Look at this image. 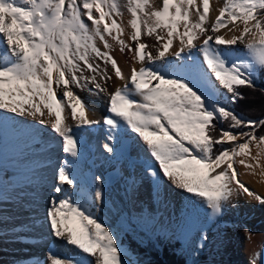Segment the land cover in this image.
Instances as JSON below:
<instances>
[{
  "label": "snow or ice",
  "instance_id": "1",
  "mask_svg": "<svg viewBox=\"0 0 264 264\" xmlns=\"http://www.w3.org/2000/svg\"><path fill=\"white\" fill-rule=\"evenodd\" d=\"M219 4L213 20L210 0H126L125 24L119 0H0V110L50 128L66 154L55 170L47 219L52 235L78 251H49L50 264H93L90 257L95 264H128L116 234L76 198L83 147L77 133L101 124L106 153L115 155L113 141L122 135L136 134L156 186L166 180L192 194L209 216L240 197L264 205L237 167L264 178V118L245 119L228 107L246 98L242 88L257 91L264 0ZM221 29L239 34L225 38ZM115 46L132 53L128 73L111 54ZM114 80L122 83L110 90ZM76 89L104 98L108 115L97 116ZM95 180L102 184V177ZM92 204L104 205L100 187ZM245 234L251 242L253 234L247 228ZM249 264H264V252H254Z\"/></svg>",
  "mask_w": 264,
  "mask_h": 264
},
{
  "label": "bare ground",
  "instance_id": "2",
  "mask_svg": "<svg viewBox=\"0 0 264 264\" xmlns=\"http://www.w3.org/2000/svg\"><path fill=\"white\" fill-rule=\"evenodd\" d=\"M159 2L160 0H154L156 4H159ZM197 2H199V0H197ZM219 6V0H210V16L213 20L218 13L212 9L218 8ZM128 19L129 14L126 11L123 15L125 24ZM229 27L231 28L232 25L229 24ZM126 31H130V29ZM219 34L224 35L225 38H231L233 34L238 35L239 33L235 29L233 31L221 29ZM124 38L127 39L126 36ZM142 40L149 45L154 43L153 37H142ZM129 43L131 42L129 41ZM174 43L176 46H179L178 42ZM235 47L238 48L241 53L243 52V45L238 44ZM111 54L117 59L122 70L128 73L133 64L132 53H121L119 47L115 46ZM136 66L138 67V65ZM108 67L110 68L111 66L109 65ZM120 83L122 82L115 80L110 82V90L116 84ZM75 91L84 101L88 102L90 107L96 110L97 116L107 114L104 113L106 105L104 98L93 96L87 90L76 89ZM2 111L3 110H1V112ZM25 119L30 118L21 117V120L24 121ZM40 132L41 130H35V132H31L28 135L20 133L18 134V138L14 141L10 138L11 143L9 144L7 160L13 158L16 159L17 163H21V160L24 162L22 164H14V170L18 171L13 181L14 187L10 189L4 185L6 189L0 194V208H2L0 210V255L9 258L12 264L17 260L21 261L27 257H29L25 259L27 264H30V262L31 264H36L37 261H39L40 264H50L48 258L49 252H47V254L40 253L41 244H44L43 242H49V251L60 255L75 256L78 251L74 246H69L65 242L55 238L51 233L48 220L46 221L47 215L44 213L46 208L44 201H46L49 192L52 193L55 182V169L58 168L66 154L60 150L59 142H55V139H53L52 142H46L48 138L44 140L45 142H41L43 143L42 145L40 144L39 150H41L42 153L41 151L36 152V154L28 153L35 149L32 148L34 145L33 141ZM80 132L81 133H77V135L83 147L77 165L79 188L76 198H83L84 200L87 196L85 199V206L90 208L88 202L92 194H89V192L97 183L95 177H102V192L111 196L114 206L115 203L119 202L122 196H124V199H127V194L130 193V191L134 190L137 192V197L130 200V203L133 204V209L131 208V210H133L136 222H142V216L140 214L136 215L137 209L142 211L145 215L149 214L150 204H148V198L154 199L161 196L163 193V185L166 183L168 184L165 180L157 187L151 177L146 174L145 161L151 159L150 154L146 150V146L139 140L136 134L129 133L128 135L131 137L129 147L124 149V147L120 146L118 143L119 139L118 141H113L116 147V153L112 155L106 153L104 148L100 147V143L103 145L107 142L105 126L101 124L100 126H95ZM48 134L50 133L45 132L44 136ZM99 138L101 142L98 141ZM50 143L56 146H50ZM92 148L97 150L94 170L87 164L89 150ZM255 151L256 149L253 146L252 152L255 153ZM51 160L54 162L52 169L49 168L46 170L44 168V170H40L38 168L42 163L45 164ZM35 161L36 165L34 166L32 163ZM136 166L137 169L133 172V167L136 168ZM237 167L241 173L239 178L245 182V185L249 187L250 190L264 196V178L259 175L248 173L243 166L237 165ZM106 171L110 172L109 177L114 181L112 185H109L107 182L108 176L104 174ZM9 176L12 177L11 175ZM132 176L134 177L131 178ZM140 187L142 190L146 191L145 195L142 194L143 191ZM173 188L176 189V194L179 199L176 198L172 200L173 202L171 205L168 204L163 206V215L158 219V227L161 230L169 228L174 232H182L185 238L199 240L203 244L205 240H201L202 234H210L212 236L210 242L211 246L218 250L221 264H249V258L254 252H264V249L260 247L262 242H264V205L255 200L240 197L234 201L235 206H229L221 215L209 216L207 207L201 204L198 199L194 198L192 194L186 193L175 186H173ZM23 194H25L26 198L19 197V195L24 196ZM12 196L14 199H11L10 202H6V199ZM39 196L42 197L44 200L43 202L38 199ZM137 205H139V207H137ZM25 209L31 210L34 214L40 212V220H31L30 217L27 216L28 213L24 212ZM103 211H105L106 214V209H103ZM228 217L234 218V220L237 218L242 219V225L236 222L232 225V223L224 221V218ZM245 228L253 234L251 242L246 238ZM8 230L12 231L9 232ZM15 234L20 235L23 240L15 244L9 243V239L16 240V236L13 237ZM24 240H28V243H25ZM7 258H5L4 264H10ZM130 258V254L127 252L125 259L128 261V264L131 263Z\"/></svg>",
  "mask_w": 264,
  "mask_h": 264
},
{
  "label": "rangeland",
  "instance_id": "3",
  "mask_svg": "<svg viewBox=\"0 0 264 264\" xmlns=\"http://www.w3.org/2000/svg\"><path fill=\"white\" fill-rule=\"evenodd\" d=\"M119 2L122 5V9H121L122 12L125 13L127 10H126V8L123 7V5L126 4V0H119ZM257 74H258V72H257ZM257 74H256L255 82H257ZM228 107L231 108V104H229ZM104 113H107V105H105ZM106 115H108V113ZM101 116H104V114H101ZM0 117H4L3 121L0 122V194H1L2 191H4V189H6V187L4 185H6L10 189H12L14 187L13 181L15 179V176L18 174V171L14 170L15 169L14 164L24 163L22 160H21V163H17L16 159H13V158L10 160H7L8 159V153H9V144L11 143L10 138H12L14 141L18 138V134H20V133L28 135L31 132H35V130L37 131V129H38V131L41 130V132L37 136V138H35V140L33 139L34 145L32 146V148H35V149L28 152V153H34V154H36V152H38V151L39 152L41 151V150H39L40 144L42 145L43 143H41V142H45L44 140L46 138H48V141H46V142H49V141L52 142V140L55 139V142H59L61 144V141H60V138L58 136H56V134L50 130V128H46L44 126H37L36 128H34L33 127L34 122L30 119H25L23 121V120H21V117L16 116L13 113H8L5 111L1 112V110H0ZM45 132H48L50 134L44 136ZM78 133H81V132H78ZM98 141L101 142V139L99 138ZM50 146H56V145L50 143ZM100 147L103 148L102 143H100ZM60 150H61V148H60ZM41 153H42V151H41ZM60 159H61V157H60ZM136 162H138V161H136ZM32 164L35 166L36 161L33 162ZM53 165H54V162H53V160H51V161L46 162L45 164L42 163L41 165L38 166V168L40 170H44V168L46 170L49 168L52 169ZM136 169H137V166H136V168L133 167V172H135ZM9 175H11L12 177H10ZM133 177L134 176H132L131 178H133ZM110 179L111 178H108L107 182L109 185H112L114 181L112 179L110 182ZM166 184H164L162 187L163 188V193L161 195L162 197L158 196L154 199L148 198V204H150L149 214L145 215L142 211L137 209L136 215L140 214L142 216V222H139V223L136 222L133 210H131V208L133 207V204L130 203V200L137 197V192H135L134 190L130 191V193L127 194L128 195L127 199L126 198L124 199V196H122L121 199L119 200V202L115 203V206H114V202L112 201L111 196L108 194H105L103 192L104 193V205L102 208H100L98 210L97 207L93 206V204H92V199L94 198V193H95L96 188L100 187L102 190V184L97 182L95 184V186L92 187L90 192H89V194H92L91 195L92 198L90 196L89 197L90 201L88 202L90 204V210L95 216L99 217V220L102 221L105 226L109 227L111 229V231L116 234V237H117L119 243L126 250V252H128L130 254V257H131L130 258V262H131L130 264H139V262L137 261L135 255L132 254L126 248V245L121 243L120 240H121V237H123L124 233H128L133 239H135L136 241H138V243H141V244H145L147 241L152 239L155 235H159L164 240H169L170 242L177 240L178 243H180V247H179L178 252L181 255H183V257L186 259V264H197V263L221 264V262L219 260L220 254H219L218 250L214 249L211 246L210 242H211L212 236L210 234H206L208 240H205V242L203 244L199 240L185 238L184 235L182 234V232H174L172 229H169V228L165 229V230H161L158 227V221H159L158 219L160 216L163 215V213H162L163 206L168 205V204L171 205V203L173 202L172 200H175L176 198L179 199V197H177V194H176L177 191L175 188H173V185H171L169 182L167 184L169 186H167ZM140 189H141V187H140ZM142 191H143L142 194L145 195L146 191L145 190H142ZM23 195L24 196L19 195V197H21V198L25 197L26 198L25 194H23ZM51 195H52V193L49 192V194L47 196L48 200L46 199V201H44L41 196L38 197V199L41 202L44 201V203H45L46 208L44 210V213L46 215H47V210L49 207V199H50ZM13 196L10 197L9 199H6V202H10L11 199H14ZM32 196H34V195H32ZM86 197H85V199H86ZM111 206L113 209L111 208ZM137 207H139V205H137ZM1 209L2 208H0V210ZM103 209H106V214H105V211H103ZM24 212L28 213L27 216L30 217L31 220H36V221L40 220V217H41L40 212H38V214H34L31 212V210H27V209H25ZM101 217H103V218H101ZM224 219H225L224 221H228V222L232 223V225H234L235 222L242 225V219H240V218H237L234 220V218L228 217V218H224ZM47 220L48 219L46 218V221ZM8 231L11 232L12 230H8ZM14 236H16V240L9 239V241H10L9 243L15 244V243H18L21 240H23V238H21L20 235L15 234V235H13V237ZM24 241H25V243H28V240H24ZM43 243H44L43 245L41 244L40 253L47 254V252H49L50 243L49 242H46V243L43 242ZM201 243L203 244V247H198V245ZM203 256H206L205 260L202 259ZM24 257H26V256H24ZM5 258H7V257L4 255H0V264H4L3 262H4ZM28 258L29 257L24 258L21 261L17 260L13 264H24V263L27 264L25 259H28ZM7 259L9 260V258H7ZM90 259H92L93 264H95L94 258H90ZM9 263L12 264V261L10 262V260H9ZM30 264H31V262H30ZM46 264H49V263H46Z\"/></svg>",
  "mask_w": 264,
  "mask_h": 264
},
{
  "label": "trees",
  "instance_id": "4",
  "mask_svg": "<svg viewBox=\"0 0 264 264\" xmlns=\"http://www.w3.org/2000/svg\"><path fill=\"white\" fill-rule=\"evenodd\" d=\"M255 84L257 91L242 88L241 91L244 92L246 98L231 104V108L245 119L264 118V93L259 91V89H264V70L258 71ZM223 126L226 127V125ZM120 241L135 255L139 264H186V259L178 252L180 243L177 240L170 242L155 235L145 244H141L128 233H124ZM205 257L203 256L202 259L205 260Z\"/></svg>",
  "mask_w": 264,
  "mask_h": 264
}]
</instances>
